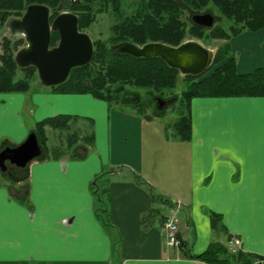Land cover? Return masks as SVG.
Wrapping results in <instances>:
<instances>
[{
	"label": "crops",
	"instance_id": "0c3cea01",
	"mask_svg": "<svg viewBox=\"0 0 264 264\" xmlns=\"http://www.w3.org/2000/svg\"><path fill=\"white\" fill-rule=\"evenodd\" d=\"M228 42L238 73L264 68V28ZM130 105L56 92L35 79L24 92H0V143L16 145L36 122L66 115L80 157H69L66 138L49 146L57 128L45 125V157L28 165L32 211L0 184V264H210L164 243L162 219L176 204L188 251L227 244L230 234L243 253L264 257V96L193 97L190 138L174 136L168 144L163 178L156 177L153 147L156 128H165L153 124L161 115ZM97 176L107 221L95 206ZM210 211L220 214L227 233L211 228Z\"/></svg>",
	"mask_w": 264,
	"mask_h": 264
},
{
	"label": "trees",
	"instance_id": "16d2710c",
	"mask_svg": "<svg viewBox=\"0 0 264 264\" xmlns=\"http://www.w3.org/2000/svg\"><path fill=\"white\" fill-rule=\"evenodd\" d=\"M61 0H0V21H4L9 9H22L29 3H45L56 5ZM121 0H80L74 8L78 16V29L83 30L95 20V12L110 5L112 11L119 10ZM182 5L194 10V13L211 3L227 18V28L213 26L208 32L211 38H225V44L216 48L211 66L199 75H183L185 81L179 96H172L178 102V117L173 121L174 135L182 140H187L191 135L190 100L195 96H264V68H257L250 73H238L235 60L230 56V44L228 39L238 33L249 30L256 31L264 28V0H181ZM97 8L93 11V5ZM182 6L176 0H142L138 4L135 16L127 20H116L111 25V35L106 40L93 41V55L89 63L73 67L67 78L60 84L50 86L53 91L64 93H89L95 98L103 99L108 103L122 104L117 91L125 84H132L140 88H147L152 93H160L165 90H173L179 72L169 67L159 58L137 59L127 54H118L112 51V47L122 42L142 44L147 41H160L170 45L182 42L186 33V24L181 19ZM188 32L198 38L203 37L205 28L192 22ZM208 29V28H206ZM57 34L51 36V44L57 41ZM3 52L0 55V92H24L28 90L32 79L37 77L34 66H19L14 58L13 48L8 39L3 40ZM19 42V41H17ZM16 69L23 72V77L16 79ZM125 103V102H123ZM137 111L144 113L145 105L138 100L132 105ZM163 110H156L152 115H161ZM69 117L56 115L36 122L35 132L41 147V155L36 159H43L46 152L47 136L44 126L49 125L57 129H66ZM67 149L69 157H78L72 146L77 139L75 134L69 135ZM90 139L92 137L90 136ZM6 140L0 143V150L6 146H14ZM25 167L12 165L3 174L7 177L8 193L11 198L32 211L33 205L29 194V170ZM130 176L138 184L146 186L152 199H157L152 187L132 171ZM102 174H100L101 176ZM97 176L94 179L95 200L102 202L103 208L98 215L105 212L104 201L98 193ZM19 183L18 185H16ZM23 188H21V185ZM210 225L215 231L227 233L221 222L220 214L209 212ZM103 223H107L103 221ZM232 235L227 234V240ZM114 245V249H115ZM180 247L185 256L200 259L210 264H251L258 261L264 264V257L258 254H246L240 249L230 252L227 244L220 241L211 242L207 248L198 254H194ZM117 248V247H116Z\"/></svg>",
	"mask_w": 264,
	"mask_h": 264
},
{
	"label": "water",
	"instance_id": "95a60500",
	"mask_svg": "<svg viewBox=\"0 0 264 264\" xmlns=\"http://www.w3.org/2000/svg\"><path fill=\"white\" fill-rule=\"evenodd\" d=\"M48 7L44 4H29L20 17L9 18L6 26L13 36H24L26 45L15 52L14 58L19 66L32 65L37 71L41 85L54 86L62 83L73 67L90 62L93 55V41L88 33L78 29V18L72 12H62L48 19ZM193 23L212 28L214 15L209 12L193 13ZM58 32L59 40L49 47L50 31ZM118 54H127L137 59L159 58L181 75H199L207 70L213 61L214 50L194 39H187L177 45L160 41H147L142 44L122 42L112 47ZM130 98V99H129ZM125 101L137 102L134 94ZM175 97L156 98V108L166 109ZM41 148L35 132L14 146L0 150V169H6L5 161L16 167H25L41 155Z\"/></svg>",
	"mask_w": 264,
	"mask_h": 264
},
{
	"label": "rangeland",
	"instance_id": "374dc122",
	"mask_svg": "<svg viewBox=\"0 0 264 264\" xmlns=\"http://www.w3.org/2000/svg\"><path fill=\"white\" fill-rule=\"evenodd\" d=\"M76 1L79 2L80 0H76ZM176 1L182 6V8H181L182 9L181 19L185 22L186 30H187L182 41L187 40V39L197 40V41L201 42L203 45H205L206 47L213 49L214 52H215L217 47L226 43L227 40L225 38H211V37H209L207 34H208L210 28H208V29L205 28V30H204L205 35L201 38H198L197 36L190 34L188 32V30H189L188 27H190L192 24L191 16L195 11L190 9L188 6L182 5L181 0H176ZM61 2L67 3V0H61ZM136 3H137L136 0H123L121 5H120V12L117 15L115 13H113L110 9H108V11H106V13L105 12H103V13L97 12V14H96L95 9L97 8V5L94 4L93 5V11L95 12L96 18L88 27L84 28L82 31L88 33L89 36L91 37L92 41H95L98 39L99 40H106L111 35V30H110L111 28L110 27L117 20V17L121 18L122 16H126V15L129 16V15L133 14L136 10ZM61 5H62V3H61ZM23 7L24 8H22V9H9L7 11L8 13L5 17V20L0 21V55L3 52L2 45H3L4 39H8L10 46L12 48H13V45L16 44L15 48L13 49L14 55L18 49H20L21 47H23L25 45L24 38L21 36H13L12 34H10V32L8 31L7 26H6V22L9 18L19 17L20 15L23 14L26 5H24ZM203 12H209L212 15H214V18H215L214 26L218 25V26H222L225 29L227 28V26L229 24L227 18H225L217 10V8L214 7V5H212L211 3H208L207 6L203 7L201 9V11L197 12V13H203ZM229 39H228V41H229ZM17 41H19V42H17ZM21 77H23V72L20 69H16L15 78L18 79ZM181 78L183 79V75H181L179 73V77L176 81L175 88L173 90L172 89L171 90H165V91H162L160 93H152L147 88H140V87H137V86L132 85V84H125L124 88L128 92H133V93L138 94L139 95V101L144 103V105H145L144 111L148 114H154L156 111V103H155L156 97L164 98V97H172V96L177 97V96H179L181 89L185 85V84H183L184 79L182 80ZM34 79H35V82H37V85L40 86L41 84H40L39 78L35 77ZM46 87L48 88L50 86H46ZM126 105L131 106L129 103H126ZM178 109H179L178 102L177 101L174 103L172 102L166 109H163L161 116H159L158 119H155V121H153L154 122L153 124H155L156 126L161 125V126L165 127V128H156V130L161 135H160L159 139L157 138V143H155L153 145V147L155 146V157H157L156 159L160 160V164L157 167L158 172L156 173V177H158V178H163V176L165 174L164 166L166 165V167H167L168 162L172 158L171 157L169 159L167 157V155L169 154L168 144L172 143L174 141V140H172L173 137L175 136L172 123L178 117ZM73 130H75V128H72V127L68 128V126L66 127V129H56L55 135L57 138L54 137L52 135V133H50L47 144L49 146H51V145L60 144V142H62V140L64 142V140L67 136L74 134ZM165 149L167 150V154L164 152ZM8 183H9V181H8L7 177L2 172H0V184L8 186ZM97 184H98V193H99L101 199L104 200L103 192H102V190H100L101 185L103 183H101V184L97 183ZM95 206H96V208H99V209L103 208L102 202L97 201V200H95ZM101 215L104 216L103 213H101ZM176 215H177L178 219H180L179 220L180 225L182 226L183 220L181 218V216H182L181 213L180 212L176 213ZM104 218L106 219V216H104ZM106 221H107V219H106ZM254 262H257V264L259 263L258 261H254Z\"/></svg>",
	"mask_w": 264,
	"mask_h": 264
},
{
	"label": "flooded vegetation",
	"instance_id": "af4514ba",
	"mask_svg": "<svg viewBox=\"0 0 264 264\" xmlns=\"http://www.w3.org/2000/svg\"><path fill=\"white\" fill-rule=\"evenodd\" d=\"M122 1L123 0H121L120 1V4H119V10L115 13L116 15L117 14H119V12H120V5H121V3H122ZM142 0H136V10H135V12L133 13V14H131V15H129V16H122L121 18H119V17H117V20H127V19H131V18H133V16H135V14L137 13V10H138V4L141 2ZM61 3H62V5H61ZM78 3L79 2H77L76 0H67V3L66 2H58L56 5H52V4H45V3H39V2H36V3H29V4H44V5H46L47 7H48V19H49V22L51 23L52 22V20L54 19V17L55 16H57L58 14H60V13H62V12H72V13H74V14H76V12L75 11H77V10H75L74 8L78 5ZM29 4H27L26 5V7L29 5ZM60 4V5H59ZM25 7V8H26ZM63 7V8H62ZM108 9H110L111 11H112V9H111V7H110V5H107V3H106V5L105 6H103V9L101 10V11H99L98 13H103V12H105L106 13V11H108ZM113 12V11H112ZM114 13V12H113ZM97 14V13H96ZM21 16V15H20ZM19 16V17H20ZM76 16H77V14H76ZM77 18H78V16H77ZM95 18H96V15H95ZM205 28V27H204ZM80 31H82V30H80ZM57 34V36H58V32L57 31H55V30H51L50 31V44H49V47H52V46H55L57 43H58V40H59V36H58V39H57V41L55 42V44H51V36L53 35V34ZM21 37H23L24 38V36H22V35H20ZM24 41H25V45H26V40L24 39ZM37 77H38V75H37ZM41 84V83H40ZM118 94H119V97H120V101H122V103L123 102H126V103H130V104H135V103H137V102H130V101H125V98L127 97V98H129V96H133L134 94H136V93H133V92H128L127 90H125V88L123 87V88H120L118 91ZM157 98V97H156ZM162 98V97H161ZM168 98H172V97H164L163 99H168ZM130 99V98H129ZM155 103H156V101H155ZM156 110H157V108H156ZM5 163V166H6V169L4 170V171H2L1 169H0V172H5V171H7V170H9V169H12V164H10L8 161H5L4 162Z\"/></svg>",
	"mask_w": 264,
	"mask_h": 264
},
{
	"label": "built area",
	"instance_id": "2783aa9c",
	"mask_svg": "<svg viewBox=\"0 0 264 264\" xmlns=\"http://www.w3.org/2000/svg\"><path fill=\"white\" fill-rule=\"evenodd\" d=\"M179 207V204L175 205V210H172L171 213L165 215L162 219V228L164 231V243L167 246H172L179 248L181 245L182 237L179 230V219L176 215V210ZM241 243L240 238L236 236H231L227 240V247L231 252H236Z\"/></svg>",
	"mask_w": 264,
	"mask_h": 264
}]
</instances>
